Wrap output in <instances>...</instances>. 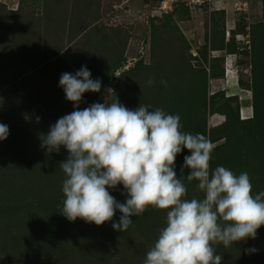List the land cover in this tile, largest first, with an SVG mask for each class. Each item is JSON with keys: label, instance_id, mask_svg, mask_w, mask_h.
Masks as SVG:
<instances>
[{"label": "trees", "instance_id": "16d2710c", "mask_svg": "<svg viewBox=\"0 0 264 264\" xmlns=\"http://www.w3.org/2000/svg\"><path fill=\"white\" fill-rule=\"evenodd\" d=\"M41 2L42 15H30V21L17 10L9 12L13 15L10 21L0 13V123L9 128L7 138L0 141V264H143L160 230L166 227L168 210L153 206L141 216H131L133 223L125 232L112 228L122 215L118 209L111 221L99 226L81 218L69 221L61 213L65 174L59 165L68 152L60 146L59 152L49 153L41 147V136L74 110L59 79L65 72L75 74L81 66L90 70L91 79L101 81V89L85 92L79 110L93 103L110 104L116 97L130 110L150 105L149 111L160 108L179 114L181 131L203 133L214 145L210 171L224 166L236 175L247 172L253 196L264 191V0L261 19L245 26L248 44L240 50L236 32L230 29L226 40L223 25L216 28L213 17L212 32L195 54L170 15L169 22L153 24L149 61L139 59L120 72L106 100L102 88L124 62L126 35L118 27L105 30L93 25L97 0ZM172 4L173 9L181 5L187 15L193 10L179 2ZM215 14L223 19L222 9ZM215 51L248 55L250 80L239 77L238 84L251 92L250 117H239L237 94H208L209 79L224 75L223 55L211 54ZM40 69L52 75L51 83L40 80L35 88L26 83L16 98L13 93L3 94L26 73ZM150 77L155 80L151 86L146 83ZM161 81H167V86ZM34 89L37 97L30 94ZM215 115H220L219 121L210 124L208 117ZM190 154L187 149L177 154L174 171L186 185L185 199H203L198 181L186 179L191 170L183 167L184 156ZM108 191L117 202H125L123 185ZM213 247L222 256L224 246ZM252 247L257 251L246 254ZM221 264H264V225L255 239L226 248Z\"/></svg>", "mask_w": 264, "mask_h": 264}, {"label": "clouds", "instance_id": "9594fccd", "mask_svg": "<svg viewBox=\"0 0 264 264\" xmlns=\"http://www.w3.org/2000/svg\"><path fill=\"white\" fill-rule=\"evenodd\" d=\"M147 85L155 83L154 78ZM167 86V81H161ZM65 98L74 110L59 118L41 147L49 153L67 149L59 167L65 174L62 214L97 226L111 221L118 209L122 214L112 223L125 232L133 220L149 206L167 209L166 227L160 230L143 264H221L222 256L213 245L232 246L255 239L264 225V191L253 196L247 172L234 174L224 166L210 171L214 145L203 133L181 131L179 114L150 105L130 110L115 97L110 104L93 103L79 110L85 92H99L101 81L91 79L86 66L59 79ZM39 122V117H37ZM9 135L0 123V141ZM183 149V167L189 168L188 181L197 180L203 199H185L187 188L174 171L175 158ZM123 185L127 198L117 202L108 189ZM254 247L246 254L256 252Z\"/></svg>", "mask_w": 264, "mask_h": 264}, {"label": "rangeland", "instance_id": "374dc122", "mask_svg": "<svg viewBox=\"0 0 264 264\" xmlns=\"http://www.w3.org/2000/svg\"><path fill=\"white\" fill-rule=\"evenodd\" d=\"M232 1H235L232 5L228 2L224 4L225 6H223V4L217 5L216 7L214 6L212 10L206 7H202L200 10L193 9L187 15L184 14L181 5H177L173 9L172 4L170 7L167 6L166 10L160 9L161 0H97L98 14L93 25L104 27L105 30L118 27L121 30L120 33L127 37L123 55L124 62L110 75L108 78L110 83L102 88L103 100H106L113 90L115 77H117L120 72L133 66L135 61L139 59L145 63L149 61L151 27L153 24L163 25L169 22L170 16L171 19L175 20L180 31L189 42L192 54H195L196 49L201 46V44L206 43L207 37L210 32H212L211 17L217 19L216 28L219 29L220 26L223 25L225 39L229 35L230 29L236 32L235 39L239 44L238 49L240 50L241 47L246 44L244 41L248 40V34L246 33L247 27L245 26L261 19L262 2L261 0H241V2L245 4V10L243 11L237 9L239 0ZM174 2H179L184 5V3L179 0ZM236 2H238V4ZM228 4H230V6ZM220 9L224 12L222 20L215 14V12ZM15 10H17V12L19 11L28 21H30V15L35 17L43 13L41 0H0V13L5 17L7 16L9 21L10 17L13 16L9 12ZM226 11L227 13H225ZM165 12L169 14L163 16ZM50 38L54 39V35L50 36ZM211 54L223 55L224 75L219 78L209 79L208 94L216 91L222 92L223 96L237 94L239 99V111L242 112L243 108L240 106V100H247L251 105V92L241 88L238 84L239 77L245 82H249L250 80L248 55L241 52L227 53L224 51H215ZM192 62V64H196V62ZM227 63L230 65V72L225 71L227 69ZM50 64L51 66H55L56 62L52 61ZM46 71L47 70L44 71V69H40L26 73L22 79L18 80L16 83L10 84V91L9 89L8 91L4 90L3 94L6 95L7 92H9V94L13 93L16 98V92L18 89L21 90V88H24L26 83H28V86L31 88H35V83L40 82V80L45 81L49 79L46 80V82L51 83L53 80L52 75L46 74ZM36 92L37 90L34 89L33 93L31 92L30 94L33 97H37L39 94H35ZM51 92L53 91L49 92L48 97H50ZM20 97L21 96L18 95V99ZM29 99H31V96ZM249 112L251 113V109ZM219 117L220 115L209 116L208 121L210 124L218 122ZM225 249L224 247L220 249L222 259Z\"/></svg>", "mask_w": 264, "mask_h": 264}, {"label": "built area", "instance_id": "2783aa9c", "mask_svg": "<svg viewBox=\"0 0 264 264\" xmlns=\"http://www.w3.org/2000/svg\"><path fill=\"white\" fill-rule=\"evenodd\" d=\"M174 1H177V0H161L159 8L162 10L163 9L166 10L167 6L170 7ZM179 1H182L184 3V5L192 8V9L200 10L202 7H206L208 9L212 10L214 8V6L216 7L218 4L222 5L224 0H179ZM234 3H235V1H234ZM236 3L238 4V2H236ZM239 4H240V7H239ZM239 4H238L237 9L244 11L245 10L244 9L245 4H243L241 2V0H239ZM227 38H228V36L226 37V40H227ZM244 42L246 44H248V40H246Z\"/></svg>", "mask_w": 264, "mask_h": 264}, {"label": "crops", "instance_id": "0c3cea01", "mask_svg": "<svg viewBox=\"0 0 264 264\" xmlns=\"http://www.w3.org/2000/svg\"><path fill=\"white\" fill-rule=\"evenodd\" d=\"M230 3L231 5L234 3V1H232V0H224V3H223V6H225L224 4H227V3ZM230 4H228L229 6H230ZM218 5H220V4H218ZM231 10V9H230ZM228 11V10H227ZM227 11L225 12V13H227ZM232 11V10H231ZM245 103V104H244ZM240 106H241V108H249V109H251V105L249 104V102L246 100V101H242V100H240ZM250 111V110H249ZM239 114H240V118H247V117H250V115H251V113L249 112H246V114H245V116H243V114H242V112L241 111H239Z\"/></svg>", "mask_w": 264, "mask_h": 264}, {"label": "bare ground", "instance_id": "6f19581e", "mask_svg": "<svg viewBox=\"0 0 264 264\" xmlns=\"http://www.w3.org/2000/svg\"><path fill=\"white\" fill-rule=\"evenodd\" d=\"M230 62H231V61H230ZM229 66H230L229 63H227V64H226L227 69H226L225 71L230 72V71H229ZM244 104H245V103H244ZM249 110H250L249 108H245V107H244V108L242 109V114H243V116H245L246 112H249Z\"/></svg>", "mask_w": 264, "mask_h": 264}]
</instances>
